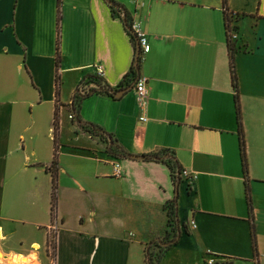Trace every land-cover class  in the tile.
Wrapping results in <instances>:
<instances>
[{"label": "crops", "instance_id": "1", "mask_svg": "<svg viewBox=\"0 0 264 264\" xmlns=\"http://www.w3.org/2000/svg\"><path fill=\"white\" fill-rule=\"evenodd\" d=\"M115 1L150 45L139 66L147 79L143 101L134 82L119 87L136 49L124 17L107 0H0V251L27 264H44L43 253L48 264H131L137 244L146 264V244L166 235L164 204L176 195L168 167L110 156L106 141L70 117L78 85L100 66L112 88L126 91L86 97L80 117L113 134L129 153L173 149L187 173L178 186V242L167 252L195 256V264L200 256L264 264V0ZM224 5L238 15L234 63L247 174ZM68 122L74 127L67 134L83 143L67 138ZM114 162L122 176L114 175ZM70 214L78 221L72 228ZM54 223L52 253L47 239ZM0 264L12 263L2 255Z\"/></svg>", "mask_w": 264, "mask_h": 264}, {"label": "trees", "instance_id": "2", "mask_svg": "<svg viewBox=\"0 0 264 264\" xmlns=\"http://www.w3.org/2000/svg\"><path fill=\"white\" fill-rule=\"evenodd\" d=\"M108 4L112 8L114 15L123 16V20L129 31V35L135 47L136 58L133 66H131L128 73L125 74L123 81L119 84V87H130L131 84L137 81L139 78V66H141V51H139V56L137 55V36L136 32L132 28V22L130 20V16L125 10V8L117 3L115 0H107ZM226 4V0H224ZM224 16H225V30H226V43L229 49V58H230V66H231V77L233 81V87L235 89V103H236V112H237V123L239 127V136H240V145H241V159L243 162V169L247 174V157L245 153V141H244V131L242 126V115L241 109L239 106V93H238V83H237V75H236V68L234 63V54L237 50L236 41L234 39V33L238 32L239 27L236 25V14L224 5ZM118 89H114L109 85L104 76L98 74L97 72L91 73L85 77L84 80L80 82L78 85L75 95L72 98V114L73 119H76L78 124L82 127L83 130L92 133L94 136H99L100 139L106 141L108 145L106 146L107 153L115 158H125V159H132L131 154L125 150L119 140L108 131L104 130L101 126L94 124V122L84 121L80 115L79 110L81 106L82 100L86 97L91 96L93 94H107L111 95V97H115L117 95ZM59 106L56 107V111L54 112V158L52 159L50 165V171L52 172V180H53V190L51 191V215L52 218L55 216V210L57 207V182H56V175L58 170V129L60 127L59 116H58ZM143 161H156L158 163L165 164L172 176V181L175 187L179 186L184 179H187V175L184 174V168L180 164L175 152L173 149L170 148H163L160 150H156L153 152L142 154ZM178 195H174L171 199H168L164 204V209L166 210L167 215V225L168 230L166 231V235L162 239H153L152 241L148 242L145 246V262L146 264H158L160 260L164 257L165 253L169 248H171L175 243L178 242L179 234H180V219L178 216ZM184 229L187 230V225L183 222ZM47 245L49 248L53 247L55 250L56 242L53 241L50 237L47 239ZM205 264H208L207 260L204 261ZM212 264H231V261H217V259L213 260Z\"/></svg>", "mask_w": 264, "mask_h": 264}, {"label": "rangeland", "instance_id": "3", "mask_svg": "<svg viewBox=\"0 0 264 264\" xmlns=\"http://www.w3.org/2000/svg\"><path fill=\"white\" fill-rule=\"evenodd\" d=\"M74 126H72V124L70 122H68V124L66 125V128H65V132H66V135L67 136H71V137H67V138H73V143H76L77 144H80V143H83L84 142V138L81 137V140H77V136L75 135V133L73 132H70V135L69 134V129L73 128ZM68 132V134H67ZM70 141V139H69ZM69 218V221L67 224V226H70L72 228V225L75 223L77 224V220L75 221L74 219V214H70L68 216ZM86 219V218H85ZM162 220L159 219V222H157L158 226H157V229L160 228L161 226V222ZM128 232L131 231V232H138V231H135V230H131V229H126ZM49 233V237L54 241L55 239H57V236H56V232L55 230H51L48 232ZM136 237L138 240H143V237L141 236V234H138L136 233ZM136 246H134V248L132 249L131 251V258L132 261H131V264H145L144 263V253H143V249L140 250L138 245L135 244ZM126 247V246H125ZM52 253L55 251L53 247L49 248ZM43 251V250H42ZM78 254L80 256L81 252L83 251V244H78ZM44 255H42V259L44 260V264H48L47 260H46V257H45V253H43ZM182 258H185V263L186 264H195L194 261L196 260L195 256H192V255H188L187 257L185 255H178L177 253L175 254L173 251H168L167 254L160 260V262L158 264H176L177 263V260L178 259H182ZM194 260V261H192ZM198 264H205L203 259L201 258V256L199 257V260H198Z\"/></svg>", "mask_w": 264, "mask_h": 264}, {"label": "built area", "instance_id": "4", "mask_svg": "<svg viewBox=\"0 0 264 264\" xmlns=\"http://www.w3.org/2000/svg\"><path fill=\"white\" fill-rule=\"evenodd\" d=\"M132 28L137 33L136 36L138 38V41L141 44L142 52H144V53L145 52H148L150 50V45L148 44L147 39L144 36V33L141 31L138 23L133 22L132 23ZM97 73L100 74V75H102V76H104L103 69L100 66H98V68H97ZM146 82H147V79L146 78L139 77L137 79V81L135 82V84H134V88H135V90H136V92H137V94L139 96V100H142V101L148 95V91H147V87H146ZM70 117L73 118V114L72 113L70 114ZM140 119L142 121H146L147 120L146 116H142V115L140 116ZM113 167H114V175L115 176H122L123 171H122V168H121L120 163L119 162H114L113 163ZM184 174L187 175V173H186L185 170H184ZM191 224L194 227L196 226L195 223H194V221H192ZM51 230H55V232H56L57 231V224H55V223L52 224L51 225V228H50V231ZM213 260H214L213 258L207 260L208 264H212L213 263Z\"/></svg>", "mask_w": 264, "mask_h": 264}, {"label": "bare ground", "instance_id": "5", "mask_svg": "<svg viewBox=\"0 0 264 264\" xmlns=\"http://www.w3.org/2000/svg\"><path fill=\"white\" fill-rule=\"evenodd\" d=\"M2 255H3V258H6V260L12 264H27V262H28V259L24 260L23 257H21V256H15V255L7 256L6 255V257H4L5 255L0 251V257H2Z\"/></svg>", "mask_w": 264, "mask_h": 264}, {"label": "water", "instance_id": "6", "mask_svg": "<svg viewBox=\"0 0 264 264\" xmlns=\"http://www.w3.org/2000/svg\"><path fill=\"white\" fill-rule=\"evenodd\" d=\"M137 47H138V50H137V55L139 56V51L141 50V44H140V42L137 40ZM126 91V89L124 88V89H122V90H120L118 93H117V95L118 96H121L124 92ZM131 158H133V159H141V160H143V156L141 155V154H131ZM176 193L178 194L179 193V187L177 186L176 187Z\"/></svg>", "mask_w": 264, "mask_h": 264}]
</instances>
